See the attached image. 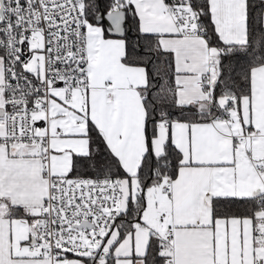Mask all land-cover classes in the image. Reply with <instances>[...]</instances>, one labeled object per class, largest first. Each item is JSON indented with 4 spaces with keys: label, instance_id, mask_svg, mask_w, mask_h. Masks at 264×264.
Wrapping results in <instances>:
<instances>
[{
    "label": "snow or ice",
    "instance_id": "6c2138e0",
    "mask_svg": "<svg viewBox=\"0 0 264 264\" xmlns=\"http://www.w3.org/2000/svg\"><path fill=\"white\" fill-rule=\"evenodd\" d=\"M0 264H264V0H0Z\"/></svg>",
    "mask_w": 264,
    "mask_h": 264
}]
</instances>
